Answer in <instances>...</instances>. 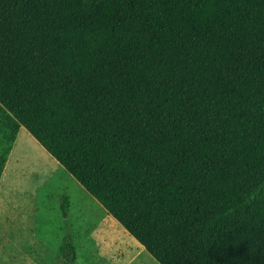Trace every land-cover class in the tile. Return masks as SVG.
Returning a JSON list of instances; mask_svg holds the SVG:
<instances>
[{
  "label": "trees",
  "instance_id": "16d2710c",
  "mask_svg": "<svg viewBox=\"0 0 264 264\" xmlns=\"http://www.w3.org/2000/svg\"><path fill=\"white\" fill-rule=\"evenodd\" d=\"M21 127L159 264H264V0H0V179Z\"/></svg>",
  "mask_w": 264,
  "mask_h": 264
},
{
  "label": "rangeland",
  "instance_id": "374dc122",
  "mask_svg": "<svg viewBox=\"0 0 264 264\" xmlns=\"http://www.w3.org/2000/svg\"><path fill=\"white\" fill-rule=\"evenodd\" d=\"M63 194L70 201L66 213ZM108 220L101 204L21 127L0 179V264H61L66 235L77 245L75 264H83L82 255L87 264L112 262L117 251L102 249V239L118 234Z\"/></svg>",
  "mask_w": 264,
  "mask_h": 264
},
{
  "label": "crops",
  "instance_id": "0c3cea01",
  "mask_svg": "<svg viewBox=\"0 0 264 264\" xmlns=\"http://www.w3.org/2000/svg\"><path fill=\"white\" fill-rule=\"evenodd\" d=\"M105 212L111 219L107 221L108 228H111L114 233H118V234L113 238L109 236L106 240L102 239V243H103L102 249H106L108 247L110 250H116L117 253L116 256L112 258L113 260L112 262H110L108 259L105 258L102 261H100V264H159L157 260H155L145 250V248L124 229V227L117 220H115L111 215H109L106 210ZM97 224L93 227L96 228ZM101 227H104L103 223L100 224V228ZM123 231L127 234L128 237L119 235V232L123 233ZM75 246H76V258L74 264L76 263V261H78L77 245L75 244ZM82 257H83V264L89 263L85 255H82Z\"/></svg>",
  "mask_w": 264,
  "mask_h": 264
},
{
  "label": "bare ground",
  "instance_id": "6f19581e",
  "mask_svg": "<svg viewBox=\"0 0 264 264\" xmlns=\"http://www.w3.org/2000/svg\"><path fill=\"white\" fill-rule=\"evenodd\" d=\"M6 178V175H5V173H4V175H3V179L2 180H4ZM5 185V184H4Z\"/></svg>",
  "mask_w": 264,
  "mask_h": 264
}]
</instances>
